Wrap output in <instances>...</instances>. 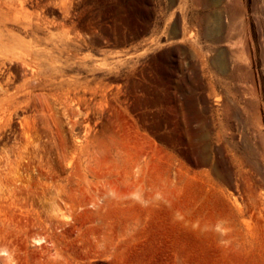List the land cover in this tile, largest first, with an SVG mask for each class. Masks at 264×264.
<instances>
[{"label":"rangeland","instance_id":"obj_1","mask_svg":"<svg viewBox=\"0 0 264 264\" xmlns=\"http://www.w3.org/2000/svg\"><path fill=\"white\" fill-rule=\"evenodd\" d=\"M40 1L0 264H264V0Z\"/></svg>","mask_w":264,"mask_h":264},{"label":"bare ground","instance_id":"obj_2","mask_svg":"<svg viewBox=\"0 0 264 264\" xmlns=\"http://www.w3.org/2000/svg\"><path fill=\"white\" fill-rule=\"evenodd\" d=\"M42 10L40 0H0V102L16 105L31 95L30 88L24 93L17 89L10 91L15 75L7 62L18 57L32 76L39 74L41 63L38 59L50 53L46 51L45 44L52 43L50 38L39 35L45 24ZM42 241L43 238L36 239V243Z\"/></svg>","mask_w":264,"mask_h":264}]
</instances>
